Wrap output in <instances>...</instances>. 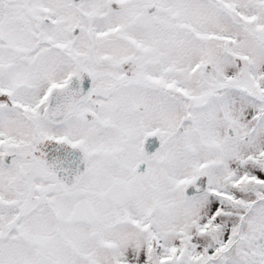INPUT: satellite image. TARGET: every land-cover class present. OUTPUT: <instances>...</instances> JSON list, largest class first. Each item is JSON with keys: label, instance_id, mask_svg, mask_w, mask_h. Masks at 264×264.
<instances>
[{"label": "snow or ice", "instance_id": "1", "mask_svg": "<svg viewBox=\"0 0 264 264\" xmlns=\"http://www.w3.org/2000/svg\"><path fill=\"white\" fill-rule=\"evenodd\" d=\"M0 264H264V0H0Z\"/></svg>", "mask_w": 264, "mask_h": 264}]
</instances>
